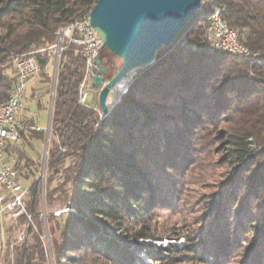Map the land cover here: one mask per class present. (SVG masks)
Instances as JSON below:
<instances>
[{"label": "trees", "instance_id": "obj_1", "mask_svg": "<svg viewBox=\"0 0 264 264\" xmlns=\"http://www.w3.org/2000/svg\"><path fill=\"white\" fill-rule=\"evenodd\" d=\"M96 2L0 0V101L17 81L13 56L44 49L36 53L43 73L56 33L85 18ZM218 9L255 58L211 48L206 17ZM105 51L100 56L110 78L116 68ZM84 72V58L69 45L58 63L44 187L37 178L43 163L25 146L34 137L46 141L48 131L35 129L33 117L21 119V138L10 153L20 179L31 182V219L0 213V264H136V252L150 257L146 264H225L245 244L246 264H264V0H203L157 61L123 81L128 91L106 116L98 97L90 105L79 101ZM30 89L35 98L37 88ZM36 102L43 107L41 98ZM206 133L233 170L223 184L228 194L209 197L211 223L195 238L157 234L155 217L176 207L181 179L175 175L200 156L196 148L206 144ZM57 201L66 210L41 211ZM23 225L22 238H14ZM158 236L186 243L139 242Z\"/></svg>", "mask_w": 264, "mask_h": 264}, {"label": "rangeland", "instance_id": "obj_2", "mask_svg": "<svg viewBox=\"0 0 264 264\" xmlns=\"http://www.w3.org/2000/svg\"><path fill=\"white\" fill-rule=\"evenodd\" d=\"M106 51L104 53H108L117 64L121 63V60L118 57L114 56L110 51ZM56 67L57 52L56 49H53L51 52V59L44 72L30 83L31 87L34 85L37 88V91L34 98L31 97L33 92L30 89L28 93L30 96L26 97L25 108L21 115L22 120L33 117L38 126L42 128H46L48 126ZM51 78H53V83H51ZM41 86L45 87L42 92L39 91V87ZM51 87L52 92H50ZM97 97L99 99V90L93 88L89 89V101L92 102L94 98ZM37 98H41L43 107L40 108L38 106V103L36 102ZM207 133L202 136V139L206 144L196 148V151L200 156L193 158L192 164L189 166L187 171L175 175V177L181 179V187L179 195L176 199V207L174 209L161 211L160 214L155 217L156 222L154 227L157 228V230H155L157 234L179 231L180 233H183V235L185 233H189L191 235V239L195 238L201 229L206 230L209 223H211L212 219L208 215L207 211L208 203L212 202V199L209 197L214 194L217 195L216 198H219L223 193L228 194L226 193L227 190L223 184L228 176V171L231 168L221 162V153L218 149L221 148V145L220 147L217 146L219 144H217L215 138H211V134L209 136ZM46 146L47 138L45 141L36 137L32 138L31 143L25 146V150L31 158H39L43 163V168H41L37 176V178L41 179L43 187L46 180ZM22 182L25 185H29L31 183L30 180H23ZM8 210L12 211L5 206L2 207L0 204V213L7 212ZM63 210H66L65 204H62L59 201L54 202L50 206H42L41 208L43 213L54 212L55 214H59ZM14 218H16V216H14ZM11 224V216L8 215L6 222L4 223V227L8 228ZM24 229L25 225L21 226L15 233L14 238L21 239ZM246 233L247 232H243V234H241L242 236H240V241L243 240ZM5 236L9 237V233H6ZM139 242L145 243L154 248H167L174 244H185L186 239L180 238L178 240H171L169 237L158 236V238L155 239H140ZM132 244L135 245L134 240H132ZM246 245L247 244L235 252L229 261L225 262V264H246V252H248ZM135 255L136 264L151 263V259L147 254L136 252Z\"/></svg>", "mask_w": 264, "mask_h": 264}, {"label": "water", "instance_id": "obj_3", "mask_svg": "<svg viewBox=\"0 0 264 264\" xmlns=\"http://www.w3.org/2000/svg\"><path fill=\"white\" fill-rule=\"evenodd\" d=\"M203 0H97L90 12V25L103 39V48L121 60L116 71L106 78V68L101 56L95 59L98 67L93 86L99 90V105L104 115L109 114L108 98L122 85L118 101L128 91L137 69L153 65L159 50L173 44L181 30L190 23L201 9ZM114 65V63L112 64ZM50 109V130L55 98L56 76ZM50 130L47 133V158Z\"/></svg>", "mask_w": 264, "mask_h": 264}, {"label": "built area", "instance_id": "obj_4", "mask_svg": "<svg viewBox=\"0 0 264 264\" xmlns=\"http://www.w3.org/2000/svg\"><path fill=\"white\" fill-rule=\"evenodd\" d=\"M223 11L221 9L217 15L210 18V21H207V27H209V37L207 38L211 48L246 52L238 32L230 27L227 20L224 19ZM89 19L90 17L85 25L73 28L68 33H56L57 42L51 47L56 49L57 63H59L61 52L64 49L69 45L77 46V51L85 61L79 101L86 105L91 103L89 89L94 87L93 80L98 70L95 59L103 50V39L99 32L90 25ZM37 52L13 56V65L17 76V81L12 87L13 101L10 104H0V187L5 191L0 194V204L7 196H10L5 207L12 210L14 216L17 217L24 213L28 215L29 219H31V215L28 214L26 197L30 193L31 184L25 185L20 179L10 148L21 138V115L25 108L30 83L42 73V66L36 56ZM248 58H255V54H248ZM121 90L122 85H119L112 91L111 97L108 99L109 106L118 101L117 94ZM35 129L40 130L42 127L36 126ZM44 129L49 131L50 123Z\"/></svg>", "mask_w": 264, "mask_h": 264}, {"label": "bare ground", "instance_id": "obj_5", "mask_svg": "<svg viewBox=\"0 0 264 264\" xmlns=\"http://www.w3.org/2000/svg\"><path fill=\"white\" fill-rule=\"evenodd\" d=\"M220 10L221 9H218L216 12H214V13L210 14L208 17H206L207 21H210V18H212L215 15H217ZM89 17H90V14H88L85 18L76 19L75 22H73L71 25H69L68 27L63 29L61 33H68L73 28H77L80 25H85L86 21H87V19ZM199 24L201 25V24H204V23L202 21ZM207 36L209 37V27H207ZM242 45H243L244 48H246V52H240L239 50H225V51H228L230 53L239 55L241 57H248V54H254V53H252V51L246 45H244L243 43H242ZM218 50H224V49H218ZM12 101H13V91H12V88H11L8 98L6 100L0 101V104H10V103H12ZM103 116H106V115L103 114Z\"/></svg>", "mask_w": 264, "mask_h": 264}, {"label": "flooded vegetation", "instance_id": "obj_6", "mask_svg": "<svg viewBox=\"0 0 264 264\" xmlns=\"http://www.w3.org/2000/svg\"><path fill=\"white\" fill-rule=\"evenodd\" d=\"M112 64L114 63V65H112L113 67H115L117 65V63L114 61V59L112 57H110Z\"/></svg>", "mask_w": 264, "mask_h": 264}, {"label": "crops", "instance_id": "obj_7", "mask_svg": "<svg viewBox=\"0 0 264 264\" xmlns=\"http://www.w3.org/2000/svg\"><path fill=\"white\" fill-rule=\"evenodd\" d=\"M30 86H31V85H30ZM30 86H29V91H30V88H31ZM28 93H29V92H28ZM27 96H30V95H27ZM31 118H32V117H31ZM49 119H50V113H49ZM48 124H49V123H48Z\"/></svg>", "mask_w": 264, "mask_h": 264}]
</instances>
